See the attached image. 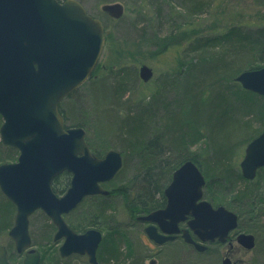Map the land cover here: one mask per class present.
I'll return each mask as SVG.
<instances>
[{"label": "water", "instance_id": "95a60500", "mask_svg": "<svg viewBox=\"0 0 264 264\" xmlns=\"http://www.w3.org/2000/svg\"><path fill=\"white\" fill-rule=\"evenodd\" d=\"M102 11L120 20L125 6L105 4ZM105 39L104 23L77 0H0V136L6 148L19 153L16 162L0 165V191L16 208L9 237L16 253L24 256L17 264H41L30 232V219L37 211L57 228L54 241L63 240L61 258L87 256L89 264H100L103 233L97 229L77 233L65 216L88 197L110 194L102 185L122 170L123 155L116 150L103 158L93 154L86 130L66 127L60 107L93 75ZM139 76L147 83L154 73L142 65ZM236 81L264 98V68L245 71ZM240 168L249 181L264 168V131L247 145ZM65 172L72 175L71 185L59 196L54 181ZM205 186L197 164L189 160L180 166L164 192L166 207L138 218L150 224L145 229L149 239L162 246L181 234L199 253L206 252L208 244L229 243L239 228V216L205 200ZM187 220L188 228L181 231L179 225ZM236 242L251 252L257 241L253 234L238 233ZM0 264H12L4 245Z\"/></svg>", "mask_w": 264, "mask_h": 264}, {"label": "trees", "instance_id": "16d2710c", "mask_svg": "<svg viewBox=\"0 0 264 264\" xmlns=\"http://www.w3.org/2000/svg\"><path fill=\"white\" fill-rule=\"evenodd\" d=\"M130 1L144 2L155 7L156 15L162 18L161 6L166 0ZM181 1L183 8L190 15L199 13L207 2H211V0ZM160 24L162 25V20ZM123 30L129 36L139 37L144 35L147 27L145 22L136 20L134 23H126ZM164 45L162 47L166 49ZM191 45L193 52L201 54L203 52L205 58H199L197 65L193 64L195 66L189 68L188 73L194 77L192 79L187 77L184 84L186 103L179 108L178 113L166 119L160 117V127L157 126L154 116L157 109L162 107L168 87L164 83L148 104L133 105V98L131 94L127 96V93L140 82L139 71L135 66H123L113 77L89 84L93 102L89 113L90 120L86 122L80 120L82 122L78 121L76 127H82L90 132L88 124L91 125L95 136L105 142L104 151L113 148L123 154L124 166L113 181L129 169L131 159L135 162L127 183L116 189V192H120L128 201L125 207L132 220L136 215L148 214L164 206L166 200L164 191L170 184L173 173L191 160L197 164L206 180L209 179L204 190L205 199L213 205L219 203L217 206H225L239 216L238 230L255 235L257 253L260 259H263L264 195L254 186L257 185V181L264 179V168L258 171L254 180H246L233 154L235 149L244 150L264 131V98L245 90L236 81V78L245 71L264 68V27L244 30L239 26L230 29L213 46L203 45L199 39ZM208 51L212 53L208 54ZM99 83L104 88H100L101 92L98 94L95 88ZM78 91L79 89L61 104L60 111L65 121L67 118L62 105H65L63 103L67 100H73ZM71 110L73 112V109ZM74 113L77 115L76 111ZM1 119L0 116V121ZM190 125L197 129V137L201 135L202 138L198 140L204 139L203 149L207 152L204 160L198 154L193 155L189 149L186 150L189 140L185 135ZM203 130L206 133H203ZM87 142L94 154L98 157L103 156L100 153L101 148L98 152L92 142L88 139ZM8 151L16 150L8 148ZM71 179V174L67 172L57 177L54 181L55 193L59 196L64 195L71 185ZM221 188L226 195H236L235 198L229 200L226 195L216 196L215 191ZM113 197L114 193L111 192L109 196L86 199L66 217V220H69L68 224L78 233L92 228L104 232L107 230L106 223L109 219L107 214L116 210L115 206L109 207L107 204ZM87 200L95 201L96 204H93L86 213L80 214ZM15 212L14 204L0 191V236L13 227ZM245 221L249 223L245 224ZM134 223L140 224L137 221ZM50 228L54 229L55 226L51 224ZM111 230L109 228L108 231ZM117 233L119 232L115 234ZM110 234L116 238L113 242L117 245L113 244L111 245L113 248L109 249L100 245L98 251L100 264H144L141 256L121 252L120 245L126 240V236L121 233L119 236H114L113 232ZM32 240L33 245H37L33 235ZM180 241L184 248L189 247L183 240ZM177 243L178 241L168 244ZM206 253L208 258L213 256L209 255L208 251ZM41 254V264H44L45 254L43 252ZM13 255H10L12 263ZM72 258L66 259L65 262ZM63 262L58 258L57 263ZM252 264L260 263L256 260Z\"/></svg>", "mask_w": 264, "mask_h": 264}, {"label": "rangeland", "instance_id": "374dc122", "mask_svg": "<svg viewBox=\"0 0 264 264\" xmlns=\"http://www.w3.org/2000/svg\"><path fill=\"white\" fill-rule=\"evenodd\" d=\"M77 1L85 6L91 16L100 19L104 23L106 39L98 66L92 78L79 88L73 100H67L63 103L65 105H62L67 118L65 123L68 127H76L77 122L80 120L85 122L90 120L89 113L92 110L93 102L88 87L89 84L113 77L123 66H135L139 71L142 65L152 68L154 76L147 83L140 79V82L127 93V96L131 94L133 105L148 104L165 83L168 88L165 92L164 102L162 107L157 109V114L154 116L157 126L160 127V117L161 119L163 117L166 119L170 115L178 113L179 108L186 103L184 100V84L187 77H191V79L194 77L188 73L189 68L193 64L197 65L199 58H205V53L202 52L201 54L197 53V51H192L191 44L193 42L199 39L203 45L213 46L220 37L232 28L241 26L244 30H253L264 27V0H211V2L206 3L202 11L193 15L185 11L181 0H166L161 6V19L156 15V8L146 5L144 2L136 3L130 0ZM112 3H122L125 6V14L120 20H115L102 11L103 5ZM136 20L145 22L147 30L144 35H139V37L135 35L129 36L123 30L124 26L126 23H134ZM161 20L162 25L160 24ZM163 45L166 49L162 47ZM207 53L211 54L212 52L208 51ZM100 88H104L101 83L96 85L95 88L98 94L101 92ZM238 102L237 104H239ZM71 109H73V112ZM74 111H76L77 115H75ZM2 123L3 119L0 121V126ZM85 125L87 126L86 123ZM88 128L90 132L86 131V139L96 146L98 152H100L99 149L101 148L102 151L100 153L104 156L109 150H115L112 148L104 151L103 143L105 142L95 136L91 125L88 124ZM204 132L206 133L203 130ZM197 134V129L190 125L185 135V138L189 140L186 150L189 149L193 155L198 154L204 160L207 155L206 150L203 149L205 145L203 143L204 139L198 140L202 137L201 135L197 137ZM0 143H2L1 136ZM245 149H235L233 154V158L238 161L239 168L245 155ZM18 156L17 151H8V148L3 143L0 145V165L14 163L17 161ZM235 160H232V162ZM133 164L135 162L131 159L129 161V169L106 187L115 196L107 204H109V207L110 205L115 206L116 210L111 214H107L109 218L108 223H106L107 230L102 231L103 241L101 244L105 248H113L111 245H117L113 242L116 241V238L110 233L113 232L114 236H119V233H121L126 236V240L122 241L120 245L121 252L126 255L141 256L144 264H151L154 260L157 262L156 264H222L226 259L228 245L219 243L208 244V253L213 255L208 258L206 257L207 253H199L191 246L184 248L180 244V240H178L177 244L157 246L145 233V225L134 223L139 215L133 217V220H135L133 221L125 207L128 201L120 195V192H116V189L125 185L129 180L134 168ZM254 187H257L261 194L264 195V179L257 181V185ZM215 194L219 197L226 195L223 188L216 190ZM235 196L232 194L226 195L229 200L235 198ZM93 204H96V202L87 200L79 213H86ZM47 218L43 212L37 211L30 219V232L37 242L34 247L45 254L44 264H59L57 263L58 258L64 261L62 264H89L86 256H73L74 258L71 257L72 259L69 262H65L66 259L60 257L59 248L63 241H54L57 229H55L56 227L54 229L50 228L53 223ZM248 223L245 221V224ZM109 228L112 229L110 232L108 231ZM9 232L10 230L0 236V245L7 247L9 255L14 254L13 263H20L23 261L24 256L16 253L14 243L9 237ZM116 232L119 233L115 234ZM238 232L253 234L241 230ZM104 237H107V239H104ZM235 237L236 234L233 238L235 239ZM234 244L238 246L236 241ZM257 251L256 247L251 252L242 249L235 253L233 262L241 261L238 264H252V262L257 260L258 263L264 264V258L260 259ZM176 258L179 260H170Z\"/></svg>", "mask_w": 264, "mask_h": 264}, {"label": "flooded vegetation", "instance_id": "af4514ba", "mask_svg": "<svg viewBox=\"0 0 264 264\" xmlns=\"http://www.w3.org/2000/svg\"><path fill=\"white\" fill-rule=\"evenodd\" d=\"M70 174V173H69ZM72 176V175H71ZM109 184V183H108ZM108 184L106 183V184H103L102 186L106 189V186H108ZM102 196V195H101ZM166 198V197H165ZM166 205H167V199L165 200V204H164V206L163 207H161L160 209H164L165 207H166ZM159 210V209H158ZM151 213V212H150ZM143 215H145V214H143ZM143 215H139L138 217H137V222H140V224H143V225H145V229L150 225L149 223H146V222H143V221H141V220H139L138 218L140 217V216H143ZM191 219V217H189V219L188 220H190ZM188 220L187 221H185V222H183V223H181L180 225H179V228L181 229V231H183V230H185L186 228H188V226H187V222H188ZM69 225V224H68ZM72 229V228H71ZM235 236V234L233 233L232 235H231V238L229 239V243L228 244H226V245H228V252H227V255H226V258L227 259H229V261H230V263L229 264H238V263H240L241 261H239V262H233V257H234V255H235V253L236 252H238V251H240V250H242V249H244L242 246H240V245H238V246H236L235 244H234V242L236 241V237H235V239L233 238ZM196 239V238H195ZM178 240H183L184 241V239L182 238V235L180 234V235H178V237H177V239L175 240V241H173V242H176V241H178ZM166 245V244H165ZM157 246H159V245H157ZM162 246H164V245H162ZM245 250V249H244ZM73 256H76V255H73ZM73 256H71V257H73ZM71 257H69V258H71ZM69 258H66V259H69Z\"/></svg>", "mask_w": 264, "mask_h": 264}]
</instances>
